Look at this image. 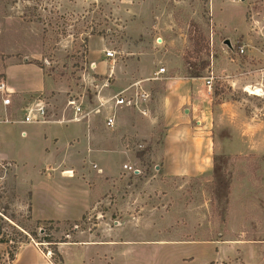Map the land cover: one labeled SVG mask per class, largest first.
<instances>
[{
	"label": "rangeland",
	"instance_id": "obj_1",
	"mask_svg": "<svg viewBox=\"0 0 264 264\" xmlns=\"http://www.w3.org/2000/svg\"><path fill=\"white\" fill-rule=\"evenodd\" d=\"M107 50L117 53L113 61ZM13 65L36 66L45 78L19 69L12 84L43 90L0 93V264H13L30 242L54 259L43 229L56 241L78 233L117 242L88 248L90 264H264V0H0L1 79ZM193 71L212 95L185 105L197 110L188 120L163 98L178 94L170 83L192 80ZM136 82L151 94L146 114L99 107ZM39 97L53 121L71 118L72 99L93 110L78 125L92 130L86 143L81 129L54 135L6 122L19 121ZM169 137L194 164H165ZM69 179L99 197L80 224L34 220V187ZM114 228L121 230L106 232ZM73 250H63L68 262Z\"/></svg>",
	"mask_w": 264,
	"mask_h": 264
},
{
	"label": "crops",
	"instance_id": "obj_2",
	"mask_svg": "<svg viewBox=\"0 0 264 264\" xmlns=\"http://www.w3.org/2000/svg\"><path fill=\"white\" fill-rule=\"evenodd\" d=\"M24 68H35L34 70H36L37 73L40 74L41 79L45 78V75L42 73V70L36 66L27 65L24 67L23 65H15V66L13 65V66L8 67L5 71V80H6V83L8 86V90H10V92L12 94H14L16 96H20V97L26 96L27 94L39 93L40 91L43 90V88L24 90V89H21L19 86L12 84V82H11V77L13 78L12 74L16 70L24 69ZM157 73L158 72H156V74ZM202 79L203 78L192 79V80H189V79L176 80L174 82V84L170 83V87H169L170 90L169 91H172L174 89V90H177L174 93L178 92V94H175V95H171V94L167 95L166 94L163 98V101L165 102L166 105H168V102L169 103L172 102V105H174L173 107H176V110H175L176 112L179 113V111H182L186 117L185 119H188V120H189V118L192 119V117L196 116L197 110L194 109V111H193L190 108H185V105L187 103H192V101L194 100L195 97H197V98L210 97L211 98V95H212V93L208 94V92L205 93V91L203 90ZM43 83H44V81H43ZM195 84H197L196 87H199L197 93H195V88H196V87L194 88ZM132 85H130L129 87H131ZM129 87H127V88H129ZM193 88H194V90H193ZM120 92L121 91H119L118 93H120ZM202 93H205V94H202ZM151 102H152V99H150V101L147 104H142L140 106L142 112L144 111V114H146V112L149 111L150 106H151ZM148 104H149V106L147 108ZM126 109H131V108H126ZM178 113H176L177 116L179 115ZM199 114H203V113L200 112ZM204 115H202V117ZM199 117H201V116H199ZM116 121H117V119H116ZM201 122L202 121H198L197 124H201ZM69 124L73 125V127H75V128H73L74 131H72V129H70L71 131L70 130L65 131V128L63 126H66V125L61 126V124H58V123H50V124L42 125L44 127L40 131L42 133L48 131L54 135L64 134V135L69 136L72 134L74 135L77 132H80L77 130L81 129V132H83V138L85 139V143L91 137L92 130L89 128V126L87 124H84L81 126H78L81 123H69ZM55 128H64V131L58 130ZM181 128H182V122H179L174 126L173 129L176 131H179ZM26 136H27V133H26ZM26 136H22V137H26ZM178 142H179L178 139H175V141H172V140H170V137L165 142V146H164V162H165V164L169 163L170 160H172V159H174L175 162H177V163H188V164L192 163V164H194V161L189 159V157H184V156H182V154L180 152H178L180 147L183 146L182 144H180ZM198 142L200 144L202 143L200 141H198ZM175 145L178 147V149H176L175 152H172V149L175 147ZM184 145L186 146V145H190V144H189V142H187ZM84 153H86V152H84ZM190 158H192V157H190ZM196 163L198 164V159H197ZM193 168H195V167H193ZM176 174H183V173L181 171H178V172H176ZM72 182H74V181H72ZM72 182H71V179H69L68 181H64V182L59 181V182H57V186L56 185L55 186H48L47 185L48 188H46V183L45 184L41 183L40 185L35 186L33 191H32V194H33L32 216L34 217V220L48 221V222L49 221H55V222L67 221V222H71V223L81 221L82 217L86 214V212L91 210V208L94 207V205H95V203H97L99 197H98V194L96 193V191H94L93 187H91V186L85 187L84 185L79 186L78 184H74ZM48 199H50V200H48ZM120 230H121L120 228H114V229L107 230L106 232H108V231L109 232H115V231L118 232ZM76 236H77V238H75V240L69 241L68 243H64V244H61L59 246V252H60L62 259H63L62 264H90V261H92V259L89 260L88 254L86 253V250L88 248L93 247V246H98L101 244L117 243V242H115V240H113L111 242H102L101 239L93 237V236L91 237V240L89 242H87V241H84L83 239H81V237H79L78 233ZM86 239H89V238H86ZM120 240L124 241L122 238H120ZM65 248H70V249L74 248L75 249L72 252L73 257L71 258L70 262H68V260L64 256L63 250ZM108 262H107V264H108ZM13 264H55V262L52 258L47 256L39 246H37L35 243L30 242V243L23 244L19 248V250L15 256V259L13 261Z\"/></svg>",
	"mask_w": 264,
	"mask_h": 264
},
{
	"label": "built area",
	"instance_id": "obj_3",
	"mask_svg": "<svg viewBox=\"0 0 264 264\" xmlns=\"http://www.w3.org/2000/svg\"><path fill=\"white\" fill-rule=\"evenodd\" d=\"M116 55L117 53L111 50H107L105 53V57L107 61L110 60L113 61ZM91 68L95 70L97 69V65L95 63H92ZM163 73H165L164 68L160 69L156 74V76L158 77ZM213 79H214L213 73L210 77H207L206 83L209 88V91H211ZM141 84L142 82H136L131 87L121 91L120 93L113 95L109 99H103V100L100 99L99 107L101 108L109 104L112 111H116L118 108H131L142 112L140 106L142 104H147L151 99V95L148 91H146L143 88ZM108 85L109 83L107 82L106 86ZM131 89H132V93L129 94L128 92ZM7 91H8V86L5 79L0 78V93L5 95L7 94ZM68 103H69L68 106L72 109V116L69 119L63 116L62 119L58 121H53L50 118L49 105L47 101L44 98L39 97L32 99L31 101L25 104L24 108L22 109V118L19 121L16 122L6 119V122L10 124L14 122L25 125H45L50 123H58L64 125L69 123H83L87 119H89V117L94 113L93 110L86 111L83 107V104L75 99L70 100ZM3 104L5 107L11 106L12 105L11 97L9 96L8 99L4 100ZM112 111L108 114L106 118V127L109 129H113L117 124L116 115ZM142 113L144 114V111ZM22 136H26V133L22 132ZM94 168H97V166H94ZM124 168L125 170H129L134 173H137V171H133V168L127 165H125ZM48 256H50L51 258L50 253H48Z\"/></svg>",
	"mask_w": 264,
	"mask_h": 264
},
{
	"label": "trees",
	"instance_id": "obj_4",
	"mask_svg": "<svg viewBox=\"0 0 264 264\" xmlns=\"http://www.w3.org/2000/svg\"><path fill=\"white\" fill-rule=\"evenodd\" d=\"M202 77H203V75H202V73H200V72H194V71H193V72L190 74V78H192V79H198V78H202ZM39 222H40V221H39ZM48 224H49L50 226H60V225H65V226L76 225V226H78L80 223L78 222V223L73 224V223H71V222H67V221H65V222H60V221H57V222H55V221H49ZM42 231L45 232V239H44L45 242L48 243L49 246H50V247L52 248V250L54 251V256H55V258H54V259L52 258V259L54 260L55 264H62V263H63V259H62V256H61L59 250H58V246H59L60 243H68L69 241L67 240V238L62 239L61 241H56V240H54L53 238H51L50 233L47 232L48 230L43 229ZM30 235H34V236H36V234H30ZM42 251H43V249H42ZM12 260H14V258H12Z\"/></svg>",
	"mask_w": 264,
	"mask_h": 264
},
{
	"label": "water",
	"instance_id": "obj_5",
	"mask_svg": "<svg viewBox=\"0 0 264 264\" xmlns=\"http://www.w3.org/2000/svg\"><path fill=\"white\" fill-rule=\"evenodd\" d=\"M227 45L231 48V44L229 42H227Z\"/></svg>",
	"mask_w": 264,
	"mask_h": 264
}]
</instances>
